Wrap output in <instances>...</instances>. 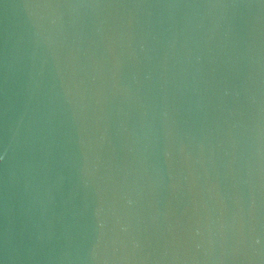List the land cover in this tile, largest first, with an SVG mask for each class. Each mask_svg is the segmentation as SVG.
<instances>
[{"label": "water", "instance_id": "95a60500", "mask_svg": "<svg viewBox=\"0 0 264 264\" xmlns=\"http://www.w3.org/2000/svg\"><path fill=\"white\" fill-rule=\"evenodd\" d=\"M0 264H264V0H0Z\"/></svg>", "mask_w": 264, "mask_h": 264}]
</instances>
